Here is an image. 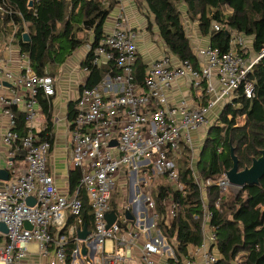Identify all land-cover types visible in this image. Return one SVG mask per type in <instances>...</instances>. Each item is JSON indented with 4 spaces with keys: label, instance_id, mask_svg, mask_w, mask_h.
<instances>
[{
    "label": "built area",
    "instance_id": "obj_1",
    "mask_svg": "<svg viewBox=\"0 0 264 264\" xmlns=\"http://www.w3.org/2000/svg\"><path fill=\"white\" fill-rule=\"evenodd\" d=\"M212 28L219 30L216 24ZM237 40L242 43L241 38ZM136 41V30L124 13L118 12L110 32L89 49L88 64L103 67L105 75L93 86L83 85L75 101L69 126L70 162L72 169L80 171V186L88 197L93 216V230L84 239L78 237L83 228L78 190L62 194L48 172L49 137L40 136L35 130L20 136L15 131L16 115L12 110L16 101L2 100L4 115L9 119L3 135L9 160L8 179L0 178V223L7 229L6 233L0 230V264H20L27 257L30 243L36 245L47 264H67L69 257V264H78L86 257L82 255V247L97 252L98 264L217 262V255L212 251L217 238L210 224L212 213L206 194L210 185L217 186L220 193L234 186L229 184L226 171L216 179L199 177L195 169L196 152L199 154L205 138L194 134L199 129L208 134L213 124L211 114L220 112L239 89L247 98L254 95L249 74L264 50L254 59H246L233 46L226 52L210 45L197 47L193 50L198 63L195 67L189 60H174L163 47L164 53L146 65L142 81L138 83L134 75ZM27 65L28 69L19 75L0 66V88L4 81L24 88L25 118L32 127L36 118V95L42 91L46 97H52L55 87L50 74L38 75L31 71L28 61ZM83 71L90 73L88 65ZM179 80L196 93L200 103L195 104L186 97L170 100V92ZM186 148L191 152L190 168L201 198L203 238L199 246L189 247L187 255L179 257L173 245L155 228L157 214L150 182L166 176L182 190L184 184L178 182L176 158ZM18 162L23 165L21 169L17 167ZM132 177L139 180L134 195L137 199L133 200L136 205L132 209V204H122L120 211L112 208L109 204L112 191ZM28 198L34 199L33 205L27 204ZM164 206L165 224L169 226L175 215V203L168 200ZM215 206H219V200ZM127 210L132 215L137 210L136 216L145 214L151 221L147 230L152 229L156 237H145L144 229L134 226V218H126ZM110 211L116 218L108 225L106 215ZM69 215L72 223L61 232ZM138 219L144 221V217ZM26 223L31 228H26ZM140 238L143 241L138 246ZM105 241L112 243L110 250L104 248ZM86 264L91 262L87 260Z\"/></svg>",
    "mask_w": 264,
    "mask_h": 264
},
{
    "label": "trees",
    "instance_id": "obj_2",
    "mask_svg": "<svg viewBox=\"0 0 264 264\" xmlns=\"http://www.w3.org/2000/svg\"><path fill=\"white\" fill-rule=\"evenodd\" d=\"M118 0H0V37L13 35L21 54L26 55L31 71L44 73L46 66L54 72L74 51L84 44L77 37L82 31H92L95 46L103 37V25ZM137 9L144 12L147 28L155 26L167 52L177 60H189L195 67L197 58L192 50L184 26V20L196 23L201 36L220 52L232 46L238 54L246 52L250 40L251 51L259 55L264 50V0H135ZM219 30H213V25ZM29 40L23 39V34ZM241 38L242 43H238ZM90 50L82 61L90 70L87 87L93 86L104 75L96 66L88 64ZM144 64L136 59L134 75L142 81ZM54 73H51L52 76ZM53 77V76H52ZM249 78L253 80L254 95L244 96L239 89L236 97L222 108L216 125L212 124L208 134L216 130L213 140L208 136L201 145L195 169L202 179H216L223 171L232 167L229 148H233L237 166L242 170L251 165L252 159L260 156L264 149V55L252 67ZM38 104L46 114V126L39 135L51 131L47 99L42 91L36 95ZM75 102L68 108V117H74ZM17 112L16 110H14ZM231 119H228V116ZM244 118L236 125V118ZM24 122V115L17 113ZM49 137V136H48ZM191 152L186 148L176 158L178 182L184 184L178 190L166 176L154 179L151 188L154 210L157 214L155 228L168 239L177 256H186L189 247L202 242L204 221L199 190L194 183L190 168ZM80 171L69 172V192L78 190L82 201V226L93 230V216L88 197L80 186ZM211 227L216 235V251L219 258L215 264H264V177L255 185H245L236 193H220L215 185L207 191ZM114 193L109 204L113 208ZM175 203L174 218L165 224L164 202ZM219 200V206L215 202ZM116 209V208H115ZM68 220L63 232L72 223ZM70 257L68 258L69 264Z\"/></svg>",
    "mask_w": 264,
    "mask_h": 264
},
{
    "label": "crops",
    "instance_id": "obj_3",
    "mask_svg": "<svg viewBox=\"0 0 264 264\" xmlns=\"http://www.w3.org/2000/svg\"><path fill=\"white\" fill-rule=\"evenodd\" d=\"M118 1V4L109 13L106 21L104 22L103 32L104 34L110 32L113 27L115 16L118 12L122 11L127 17L129 25L137 32V60L139 59L144 64L145 69L148 63L159 58L162 55L164 47L163 42L161 41L160 37L159 39L153 40L148 35V30L150 29L147 28V20L143 12L145 10L141 11L140 13L139 9H137L135 5V0ZM151 32H156V34H158L157 29L154 25L151 26ZM77 37L84 40V44L81 47L74 51V53L70 57H68L60 66H57V69H55L54 72L50 70L49 66H46V68L44 69V73H54L52 76L54 79L55 87V94L52 97H46L44 95L47 99L46 108L50 115L51 124V131L48 134L50 141V149L47 155V168L48 172L54 179L56 187L62 194L65 195L70 194L68 177L69 172L73 170L70 162L71 145L69 126L71 123V118L68 117V108L71 102L76 101L80 89L83 85L87 84V80L89 79V73L83 71V67L85 65H82V61L85 59L90 47L92 46L93 33L89 30L82 31L77 34ZM202 40L203 42H205V44L202 46L209 45L207 37L202 36ZM248 41L250 42L249 39ZM173 59L177 61L174 56ZM27 61L28 58L26 57V55L21 54L17 42L13 38L12 34L9 36L0 37L1 67L7 69L8 71H11V73L15 75H19L24 73L23 71L28 69ZM99 69L100 71H103L104 68L99 67ZM11 83V81H4V86L0 88V171H5L6 173L8 172L7 161L9 160V148L3 141V135L6 131L9 119L7 116L4 115L5 105L2 100H7L11 102L16 101L15 105L12 106L13 108H11L12 110L17 111H14L16 115L15 131L20 136H25L33 130H35V132L40 133L45 129L46 126V114L43 112L42 107L37 102V104H35V123L33 122L34 125L32 124L33 126L30 127L29 122L25 118L24 111V102L26 98L25 90L20 85L14 86ZM182 97L188 98L191 102L195 104L200 103V98L196 95V93L194 91L189 90L187 84L184 81L179 80L175 84L173 90L170 92V100L174 101ZM17 113H22L25 118L21 126V121L18 119ZM17 165H19L17 166L19 167V169H21L23 166L20 162H18ZM138 182V178L132 177L127 182V188L122 187L123 194H126L127 197L130 190L131 196L130 198L128 197L127 200L131 202L132 209L134 208V205H136L133 203V200L134 198L137 199L134 195L138 189ZM125 198L126 196L123 197V204H125ZM115 201L117 202V200ZM136 212L137 210L133 212L135 220L134 226H139V229L143 228L144 232L142 231V234L144 233L145 237H149V235L152 237V234L156 237V234L153 233L152 229H150V231L147 230V228H149L151 224L150 219L145 214L136 216ZM138 217H144V221H140ZM157 238H159V236H157ZM142 241L143 239L140 238L138 246L141 245ZM103 246L106 250H110L112 248V243L110 241H105L103 243ZM27 249V257L22 260L20 264H47V259L39 254V251L37 250L35 244L30 243ZM214 254L217 255V258H219L217 251ZM83 256H86L83 260H89L91 264H98L99 256L97 255V252L92 248H90V250L89 248L85 249V254ZM78 264L84 263L82 261H79Z\"/></svg>",
    "mask_w": 264,
    "mask_h": 264
},
{
    "label": "water",
    "instance_id": "obj_4",
    "mask_svg": "<svg viewBox=\"0 0 264 264\" xmlns=\"http://www.w3.org/2000/svg\"><path fill=\"white\" fill-rule=\"evenodd\" d=\"M23 39L29 40V37L26 33L23 34ZM229 155L232 161V167L226 170V178L230 185L236 186L239 188H242L245 185H255V184H258L259 181L264 177V149L260 151L259 157L252 159L251 165L249 167H246L242 170L238 169L237 158L234 155L232 147L229 148ZM0 178L3 180L7 179V173L5 171H0ZM27 204L30 206L33 205L34 199L28 198ZM125 216L127 219H130V220L134 218V216L128 210L125 212ZM115 218L116 216L113 211H110L109 213H107L106 219H107L108 225H110L115 220ZM25 227L31 228V226L28 223L25 224ZM0 230L3 231L4 233L7 232V229L3 223H0ZM87 233L88 231L86 229V226L84 225L82 230L78 232V237L80 239H84ZM82 254L83 255L85 254L84 247H82Z\"/></svg>",
    "mask_w": 264,
    "mask_h": 264
},
{
    "label": "rangeland",
    "instance_id": "obj_5",
    "mask_svg": "<svg viewBox=\"0 0 264 264\" xmlns=\"http://www.w3.org/2000/svg\"><path fill=\"white\" fill-rule=\"evenodd\" d=\"M184 26H185V29H186L187 36H188V38L190 40V44L192 46V49L194 50L195 47H204L202 45H204L205 42H203L202 36L198 32L197 24L196 23H193V22L188 23V22H186V20H184ZM148 35L153 40L154 39H159V36H158V34H156V32H154V33L151 32V28H150V30H148ZM246 47H247L246 48V52H244V54H243L244 57L246 59L247 58L254 59L256 57V54L248 48V47H250V42L249 41L246 42ZM163 53H164V51H163ZM220 112L218 110V111H215L214 113L211 114V121L213 122L214 125H216V123L218 121ZM228 119H231V116L230 115L228 116ZM243 120H244V118L242 116H238L236 118V121H235L236 122V125H242L243 124ZM194 135H198L199 138L200 137H204L205 138L207 134L205 135V131L203 129H199L197 131V133L194 134ZM216 135H217L216 130H212L209 133V135H207V136H208L209 140H213L216 137ZM196 155H198V152H196ZM152 181L150 182L151 185L153 183ZM122 187L123 188H127V182L122 183L121 186H117L112 191V193H114V197H113L114 198L113 208H116L119 211H120V209H122L123 197L124 196H126V198L124 200L125 201V205H130L131 204V202H129L127 200V198L128 197L130 198V196H131L130 190H129V194H128V197H127L126 194H123V188ZM150 188H152V186H150ZM145 189H146L145 193H147L148 187H146ZM238 189H239V187H236V186L232 187V189L231 188H228V190L229 191H232L233 193H236L238 191ZM115 200H117V202ZM166 205L169 206L170 204L169 205L166 204ZM121 216H122V213H121ZM152 237H155V235L152 234ZM212 251H213V253H216V248L214 247ZM82 262L85 264L86 263V260H82Z\"/></svg>",
    "mask_w": 264,
    "mask_h": 264
}]
</instances>
